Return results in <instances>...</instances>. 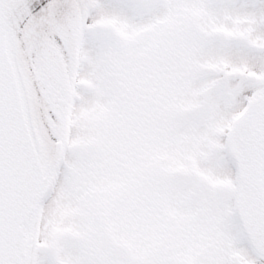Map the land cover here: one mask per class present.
I'll use <instances>...</instances> for the list:
<instances>
[{"label":"snow or ice","instance_id":"6c2138e0","mask_svg":"<svg viewBox=\"0 0 264 264\" xmlns=\"http://www.w3.org/2000/svg\"><path fill=\"white\" fill-rule=\"evenodd\" d=\"M0 264H264V0H0Z\"/></svg>","mask_w":264,"mask_h":264}]
</instances>
